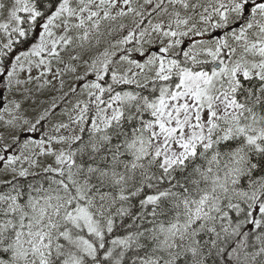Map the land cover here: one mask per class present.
I'll return each mask as SVG.
<instances>
[{"label":"snow or ice","instance_id":"snow-or-ice-1","mask_svg":"<svg viewBox=\"0 0 264 264\" xmlns=\"http://www.w3.org/2000/svg\"><path fill=\"white\" fill-rule=\"evenodd\" d=\"M0 264H264V0H0Z\"/></svg>","mask_w":264,"mask_h":264}]
</instances>
